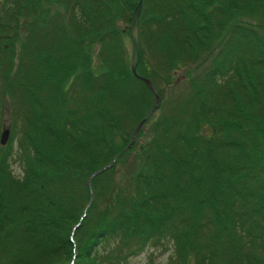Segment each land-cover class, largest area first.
<instances>
[{"label":"trees","instance_id":"1","mask_svg":"<svg viewBox=\"0 0 264 264\" xmlns=\"http://www.w3.org/2000/svg\"><path fill=\"white\" fill-rule=\"evenodd\" d=\"M139 1L0 0V264H264V0H144L126 151Z\"/></svg>","mask_w":264,"mask_h":264},{"label":"rangeland","instance_id":"2","mask_svg":"<svg viewBox=\"0 0 264 264\" xmlns=\"http://www.w3.org/2000/svg\"><path fill=\"white\" fill-rule=\"evenodd\" d=\"M127 44H128V47H129V54L132 57L133 56V45H132L131 38L128 39ZM187 69L188 68L179 69V71H176L175 72V74H174L175 82L181 80L179 83H183V84H181V86L179 88H177L175 90V93H177V92L180 93L186 87L190 86V81H188V77L186 76L187 75V73H186ZM191 71L192 70L190 69V73H191ZM188 72H189V70H188ZM159 86L161 88L165 87L166 86V82L162 79V81L160 82V85ZM190 88H192V87L190 86ZM180 94L186 95V90L183 91ZM163 97H164L163 98V101L164 102L162 103L160 109L155 112V114H154V116L152 118H150V119H152L151 120L152 123H150L148 125H144V127L141 129L140 132L143 133V137L140 138V141H138V139H137L138 142H142L143 140H145L146 137H148L150 135V132H151L150 130L152 129L151 127H153L154 123L156 122L155 119L156 118L158 119L161 114H164V117H169V118L173 117L176 114L175 104L172 105L171 103H169V101H167V98H168L167 95H164ZM8 102H9V100H8ZM154 103H155V100H153V104ZM174 103H176V102H174ZM8 117H9V113H8V110H6L5 117L3 116V118L0 119V139H1V136H2L3 127L9 128L7 126V125H9V119H8ZM153 118H154V120H153ZM132 124H134V122L131 121L130 122V125H132ZM12 136H14V140H12V145H13L14 150L16 151L17 145H18V137L19 136L17 137V135H12V132H11V137L9 138V141H8L7 145L2 146L0 144L1 147H3V148L7 147L10 144V142H11ZM10 164H11V168L10 169L13 170V173L17 177L23 175V167H22L21 162L18 159L17 160H11ZM109 178H110V176H109ZM104 181L107 182L108 181V178H106ZM93 202H92V204H93ZM104 204H105V201L104 200H102V199L101 200H98L96 209L94 210V215H93V217H91L90 220L94 219L97 216V210L100 209V208H102L104 206ZM85 219H86V217H84V220ZM94 226H95V223H92L91 222L90 225H89V228H91L90 230H92L94 228ZM73 237H76V235L73 234ZM85 238H86V236H85V233H84L83 236H82V240L78 242V247L79 248L80 247L82 248V246L84 245L83 240ZM163 242H164V244L162 246L158 247V248H154V247H151V246H147L146 249L143 250L138 256H135V257L131 258L129 260V263L128 264H148V262L150 261V258L149 257L152 256V253H153V257H152L153 258L152 259V263L153 264H165L166 261L168 260L169 255L172 252V246L173 245L171 244V241L170 240H164ZM76 244L77 243H75L74 245L76 246ZM75 261H76V259H75ZM78 261H79V258H78ZM66 263L68 264V262H66ZM66 263H63V264H66Z\"/></svg>","mask_w":264,"mask_h":264},{"label":"water","instance_id":"3","mask_svg":"<svg viewBox=\"0 0 264 264\" xmlns=\"http://www.w3.org/2000/svg\"><path fill=\"white\" fill-rule=\"evenodd\" d=\"M143 6H144V0H140L138 5L136 6V8L134 10L133 21H132V25L130 28L131 41H132V45H133V59H132V63H131V69H132L134 76L136 78H138L139 80L143 81L151 89V91L155 95L156 100H155L154 106L151 109L150 113L144 119H142L139 122V124H138V126L134 132L133 139H132L130 145L127 147L126 151L131 149L136 144V141H137V138H138V135H139L141 129L144 127V125L147 123V121L155 114V112L160 109V107L162 105V101H163V97L157 92L153 81L151 79L147 78L146 76L141 75L139 70H138L139 64H140V58H141L140 19H141V15H142V11H143ZM10 134H11L10 128L3 130L2 137H1V144L2 145H6L8 143L9 138H10ZM117 158L118 157H116L114 159V161L111 164H109L108 166H106V167L102 168L101 170L92 174L91 177L88 179V186H89L90 191H91V198H90V202H89L88 207L94 201V194H93V189H92V180L97 175L102 174L103 172H105L109 168L113 167Z\"/></svg>","mask_w":264,"mask_h":264},{"label":"bare ground","instance_id":"4","mask_svg":"<svg viewBox=\"0 0 264 264\" xmlns=\"http://www.w3.org/2000/svg\"><path fill=\"white\" fill-rule=\"evenodd\" d=\"M78 226H79V224H78ZM78 226H77V227H78ZM72 240H73V237H72Z\"/></svg>","mask_w":264,"mask_h":264}]
</instances>
